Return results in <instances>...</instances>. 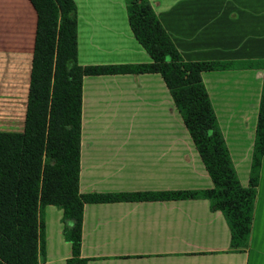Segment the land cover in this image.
I'll return each instance as SVG.
<instances>
[{"label":"crops","instance_id":"0c3cea01","mask_svg":"<svg viewBox=\"0 0 264 264\" xmlns=\"http://www.w3.org/2000/svg\"><path fill=\"white\" fill-rule=\"evenodd\" d=\"M80 66L151 62L128 24L124 0H73ZM185 62H221L201 73L239 183L246 188L264 61V0H148ZM36 13L29 0H0V69L26 73L23 131ZM212 188L159 74L84 76L81 84V194L162 193ZM62 212L41 215L39 264H66ZM86 264H264V157L247 247L230 249L229 228L205 199L116 200L85 204Z\"/></svg>","mask_w":264,"mask_h":264},{"label":"trees","instance_id":"16d2710c","mask_svg":"<svg viewBox=\"0 0 264 264\" xmlns=\"http://www.w3.org/2000/svg\"><path fill=\"white\" fill-rule=\"evenodd\" d=\"M36 13L23 131L0 132V264L44 260L41 215L62 212L66 264L81 258L85 204L167 197L205 199L230 232V249L247 247L264 157V61L249 182L239 183L201 73L226 70L221 62H185L148 0H124L129 28L151 59L147 64L82 67L77 62V14L73 0H29ZM159 74L211 180L212 188L162 193H79L81 84L84 76Z\"/></svg>","mask_w":264,"mask_h":264},{"label":"rangeland","instance_id":"374dc122","mask_svg":"<svg viewBox=\"0 0 264 264\" xmlns=\"http://www.w3.org/2000/svg\"><path fill=\"white\" fill-rule=\"evenodd\" d=\"M26 80V73L15 77L0 69V131L20 126Z\"/></svg>","mask_w":264,"mask_h":264}]
</instances>
